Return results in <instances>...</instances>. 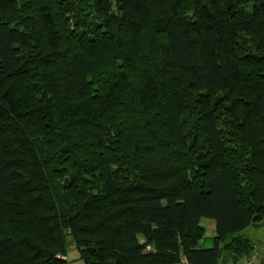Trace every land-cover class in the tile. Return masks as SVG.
Here are the masks:
<instances>
[{
    "label": "trees",
    "instance_id": "obj_1",
    "mask_svg": "<svg viewBox=\"0 0 264 264\" xmlns=\"http://www.w3.org/2000/svg\"><path fill=\"white\" fill-rule=\"evenodd\" d=\"M260 227L264 0H0V264H256Z\"/></svg>",
    "mask_w": 264,
    "mask_h": 264
},
{
    "label": "crops",
    "instance_id": "obj_2",
    "mask_svg": "<svg viewBox=\"0 0 264 264\" xmlns=\"http://www.w3.org/2000/svg\"><path fill=\"white\" fill-rule=\"evenodd\" d=\"M204 225L206 226L207 228V236L208 238H212L215 234H216V229H217V224L215 221L213 220H208V219H205L203 221ZM247 233H250V234H253V235H256L257 233L259 234V236H257L256 239H252L256 242H262L264 243V227H260V228H251L248 230ZM260 256L259 257V261L258 263L259 264H264V258ZM69 261H70V264H84L83 261H81L80 259V254L79 252L74 248L72 247L71 251L69 252ZM245 262V260H244ZM243 262V263H244Z\"/></svg>",
    "mask_w": 264,
    "mask_h": 264
},
{
    "label": "rangeland",
    "instance_id": "obj_3",
    "mask_svg": "<svg viewBox=\"0 0 264 264\" xmlns=\"http://www.w3.org/2000/svg\"><path fill=\"white\" fill-rule=\"evenodd\" d=\"M248 235H249V237H251L252 239H256L257 238V236H259V234L257 233L256 235H253V234H250V233H247ZM211 241H210V239H209V241H208V245H211V243H210ZM75 248V247H74ZM72 249V248H71ZM71 249H70V251H71ZM78 251V250H77ZM80 254V253H79ZM67 259L69 260V258L67 257ZM264 263V262H263ZM256 264H259L258 262L256 263Z\"/></svg>",
    "mask_w": 264,
    "mask_h": 264
},
{
    "label": "built area",
    "instance_id": "obj_4",
    "mask_svg": "<svg viewBox=\"0 0 264 264\" xmlns=\"http://www.w3.org/2000/svg\"><path fill=\"white\" fill-rule=\"evenodd\" d=\"M257 252H262V253H264V245L261 246L260 248H258V249H257ZM248 264H254V261H252V262H250V263H248Z\"/></svg>",
    "mask_w": 264,
    "mask_h": 264
}]
</instances>
